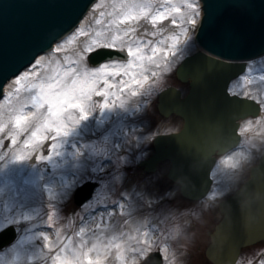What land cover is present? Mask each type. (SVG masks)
I'll list each match as a JSON object with an SVG mask.
<instances>
[{"label": "rangeland", "instance_id": "374dc122", "mask_svg": "<svg viewBox=\"0 0 264 264\" xmlns=\"http://www.w3.org/2000/svg\"><path fill=\"white\" fill-rule=\"evenodd\" d=\"M123 1L98 0L83 18L82 21L86 22L46 54L42 67L36 69L44 75L45 72L63 73L72 67L77 72L96 71L107 65L105 71L109 75L100 78L97 88L100 91L105 89L104 79L115 86L108 89L107 96L91 97L86 119L80 118L79 109L71 110V119L66 121L68 133L56 141L38 144L34 155L19 158L20 154L33 151L24 146L13 150L7 146L4 150L7 154H0L3 158L0 171L7 168V161L17 159L39 175L38 183L26 190L21 189L22 199H12L9 203L4 192L8 177L0 174V232L10 225L18 230L17 240L0 249V264H53L58 254L62 258L71 254L74 257L72 264H87L89 258L93 264L97 260L99 264H142L151 250L163 252L165 264H213L206 250L210 244V232L222 219L219 203L227 177L241 156L250 155L252 159L245 170L249 177L251 166L264 154V56L248 61L246 72L230 85L231 93L259 102L262 106L260 116L243 120L240 127L243 139L239 147L218 157L212 174L214 184L208 196L201 200H192L182 194L173 197L169 195L175 184L168 177L170 161L160 163L153 173L146 172L140 162L154 153L153 139L157 135L182 128L180 116L165 117L160 113L159 94L170 86L182 89L185 94L189 91V83L177 77V68L186 56L198 50L195 34L202 17V2L143 0L140 3V0H132V4L147 5L142 9L147 16L129 22L118 14ZM157 12L166 13L168 19L152 25L149 21ZM114 20L120 23L111 24ZM129 27L136 28L135 36L141 39L142 47L143 42L153 41V45L144 48L145 55L151 54V46L159 47L160 52L154 60L143 63V70L136 62L128 69L137 73L136 78L142 85L131 83L121 88V81L129 77L123 74L125 68L117 66L126 65L128 60H113L95 67L90 64L88 56L106 45L101 40L91 48L88 46L98 32H108L111 28V34L122 36L123 30ZM116 28L121 31L116 32ZM81 29L88 35H76ZM153 32L155 36L151 35ZM61 45V50L55 51ZM112 47L120 48L119 42ZM112 72L120 75H111ZM32 83V80H22L20 85L13 82L6 86L5 96L0 100V127H7L0 132V142L9 140V135L17 131V115L37 111L31 105L20 110L21 104L31 103L32 93L28 89ZM105 101L109 105L107 108L102 106ZM40 112L43 109L38 111L37 117ZM37 117L34 122L39 127L41 119ZM33 130L30 128L28 132L20 133L19 139H28ZM53 142L57 145L55 151L51 149ZM42 154L44 159L38 157ZM87 181L97 182L98 186L93 198L79 205L75 201V192ZM205 203L211 205L208 213L204 211ZM115 204L118 205L114 206L118 210L116 214L109 216L105 223H93L95 229L86 234L83 227L95 211ZM198 214L205 215L208 222L197 223L195 217ZM102 229H106L105 232L101 233ZM40 231L48 233L52 252L46 247V236ZM98 235H101V245L89 252L88 249L92 248L88 237ZM84 252L87 256L83 255ZM237 264H264V242L244 247Z\"/></svg>", "mask_w": 264, "mask_h": 264}, {"label": "water", "instance_id": "95a60500", "mask_svg": "<svg viewBox=\"0 0 264 264\" xmlns=\"http://www.w3.org/2000/svg\"><path fill=\"white\" fill-rule=\"evenodd\" d=\"M97 0H0V100L7 84L19 76L39 56L53 50L75 30ZM203 15L195 35L198 50L184 58L177 77L189 83L185 92L170 86L159 94L162 115L183 119L179 131L157 135L154 153L140 162L146 172L158 170L170 161L168 177L189 182L183 196L201 200L213 184L218 157L239 147L243 136L241 122L259 117L262 106L253 98L233 94L230 85L246 72L248 61L264 56V0H201ZM89 62L98 67L113 60H129L126 50L103 46L90 52ZM85 195L75 192L79 205L92 199L97 182L87 181ZM249 187L264 193V154L250 168ZM219 203L222 219L210 232L230 233L222 248L209 244L206 255L213 264H237L244 247L264 242V226L245 233L240 227V208ZM229 215L232 226L229 228ZM18 238L16 226L0 232V249ZM161 251H154L147 264H164Z\"/></svg>", "mask_w": 264, "mask_h": 264}, {"label": "snow or ice", "instance_id": "6c2138e0", "mask_svg": "<svg viewBox=\"0 0 264 264\" xmlns=\"http://www.w3.org/2000/svg\"><path fill=\"white\" fill-rule=\"evenodd\" d=\"M144 7H147V5L132 4L125 6V11L123 13L125 20L132 22L137 21L140 16L146 17L147 13L142 11ZM109 15H111V13H109ZM100 16L103 17L104 13L101 12ZM167 19L168 15L166 13L157 12L151 16L149 23L156 25L157 22H163ZM97 23H100V21L98 20ZM118 23H120L119 20H114L111 22V24ZM112 31L113 30L109 28L108 32L96 33L88 48L95 46L101 40H103L105 45L108 47H112L116 45L117 42H119L120 50H126L127 57L131 58L127 61L126 65L122 64L117 66L125 68L123 74L129 77L128 80H122L119 87L124 88L129 86L131 83H134L138 86L142 85L141 80L136 78L137 73L130 72L128 69L132 68L134 62H136L141 65V70H143V63L145 61L154 60L157 53L160 52V48L151 46V54L145 55L144 48H149L150 45H153V41L148 40L143 42L142 47L141 39L135 36L136 28L129 27L124 29L122 36L111 34ZM115 31L119 32L121 29L116 28ZM144 34L147 35V31H145ZM76 35L86 36L88 33L81 29L78 30ZM151 35L155 36L156 33L153 32ZM62 47V45L59 46L57 49H55V51L59 52ZM88 48H86L85 51H87ZM41 67L42 60L38 59L29 66L28 71L24 72L14 81L15 85H20L22 80H32L33 83L28 89V91L32 93L31 106L37 110L43 109V112H40L39 117H37L38 119H41L39 127L36 126V123L32 119L33 116H36V113H22L15 117L17 131L9 135V140L13 145L17 144V137L20 135V133L28 132L30 128L35 129L31 131L29 138L23 141L25 149H32L33 151L29 152L27 155L20 154L18 157L21 159L34 155L38 144H43L48 140L56 141V139L61 135H66L68 133L66 121L71 119V110L79 109L80 118L86 119V109L91 103V97L93 95L107 96L108 89L115 86L109 84L107 79H104V84L106 85L105 89L100 91L97 88L100 78L102 76L107 77L109 75V73L105 71V68L108 67L107 65L104 68L97 69L96 71L82 70L77 72V69L72 67L63 73L53 72L52 74H47V72H45L44 75H41L39 71H36V69ZM111 75L118 76L120 73L112 72ZM15 90L19 91V88H16ZM102 106L105 108L109 107L108 102L105 101ZM76 122H78L77 119ZM6 127L7 125L0 127V132H3L4 128ZM46 133H52L51 137H49V135ZM56 146L57 145L53 142L51 145L52 151H55ZM3 147H6V145L3 144V142H0V148ZM38 157L40 159L45 158L43 154L39 155ZM45 240L46 247L49 249V252H52V240L49 236H46ZM116 247L119 248L120 245L117 244ZM94 248H96V245H93V248L88 249V251L90 252ZM57 251L60 252L61 249H57ZM83 255L87 256V252H84ZM159 255L160 259L164 260V255L162 253ZM119 258L120 257H118V259ZM151 259L152 256L149 255L148 261ZM53 264H72V262L67 257L62 258V256L58 254L54 257ZM87 264H93L92 259L89 258ZM95 264H99V260H97Z\"/></svg>", "mask_w": 264, "mask_h": 264}, {"label": "clouds", "instance_id": "9594fccd", "mask_svg": "<svg viewBox=\"0 0 264 264\" xmlns=\"http://www.w3.org/2000/svg\"><path fill=\"white\" fill-rule=\"evenodd\" d=\"M251 159L250 155L240 157L233 172L227 177L226 187L222 193L221 200V203L228 205L229 210L231 209V204L228 198L231 197L237 201L241 213L240 227L245 233L251 232L258 226H264V193L257 192L249 187V177L245 172ZM188 183L186 178H178L169 195L175 197L182 194ZM210 210L211 205L205 203V213ZM195 220L201 225L208 222L206 216L201 214H198ZM228 220L229 228H231L233 222L230 215ZM229 238L230 233L217 231L216 236L210 238V244L222 248Z\"/></svg>", "mask_w": 264, "mask_h": 264}, {"label": "bare ground", "instance_id": "6f19581e", "mask_svg": "<svg viewBox=\"0 0 264 264\" xmlns=\"http://www.w3.org/2000/svg\"><path fill=\"white\" fill-rule=\"evenodd\" d=\"M140 1H141L140 3H142L143 0H140ZM97 2H98V0L92 5L91 9L93 7H95V5H96ZM128 5H132V0H125V1H123L121 3V6H120V9H119L118 14L119 15H123V13L125 11V6H128ZM91 9H90V11H91ZM85 22H86V20H85ZM85 22L82 21V23L80 24L79 27H81L83 25V23H85ZM62 40H64V39H62ZM61 41H57L55 43L54 48H56L61 43ZM54 48H53V50H54ZM53 50H51V51H53ZM51 51L42 54V56H40L38 59H41L42 60L43 57H45L46 54L50 53ZM26 71H28V70H26ZM26 71H24V72H26ZM20 76H21V74L19 76H17V77H14L7 84V87L9 85H11ZM239 77H237V78H239ZM237 78H235V79H237ZM233 94H236V93H233ZM29 105H31V103H23V104H21L20 105V110H23L24 108H26ZM39 110H41V109H39ZM39 110H37V111L34 112V113H36V116H33L32 117L33 121L38 116V111ZM40 122H41V120H40ZM49 134L52 135V133H48L47 135H49ZM4 135H5V133L2 134V137ZM19 137H17V141L18 142H17L16 145H13L12 143L9 144V140L8 139H5L3 144H5L6 147L0 148V154H7V152L4 151L7 148V146H9V149H11V150H13L15 148L22 149V147L24 146V143H23V140H20L19 139ZM0 159H1L0 160V165H1L3 163V158H0ZM5 164H6L7 168H5V169L3 168V170L0 171V174H3V176L6 175L8 177V181H7V183H6L5 187H4V192L8 196L9 203H11L12 202L11 201L12 199H13V201L14 200L22 199V197L20 196L21 189L26 190V189L30 188L32 185L38 183L39 175H38V172L37 171L30 169V167H28L25 162L22 163L20 160H17V159L11 160V161H7ZM88 189H89V187L87 186V184L86 185L83 184V185H81L78 188L77 194H79V197H80V194L81 195H85L88 192ZM114 206L117 207L118 205L117 204H115V205H109L108 208L100 207L99 209H97L95 211V213L93 214L92 218L89 219L88 222H87V224L83 227V230L85 231V233L86 234L87 233H90L92 229H95L93 223L100 222V221H104V223H105L106 220H107V218L109 216H112V215L114 216L116 214V212L118 211L117 209H115L116 207H114ZM111 207H114V209H111ZM101 225L105 226L104 224H101ZM38 227H40V226H38ZM41 228H44V227H41ZM105 230L106 229H102L101 230V233L105 232ZM40 232H41V235H44V236H47L48 235V233L46 231H40ZM100 237H101V235H98L97 237H91V236L88 237V241H89V244H90L89 246L91 248H93V245H96V246L101 245L102 241L99 240ZM154 251H156V250H151L148 253V255L146 256L147 257V260H148V256L149 255L152 256V254H153ZM67 258L70 261H74V259H73L74 257L71 254H68L67 255ZM147 263H148V261H147Z\"/></svg>", "mask_w": 264, "mask_h": 264}]
</instances>
